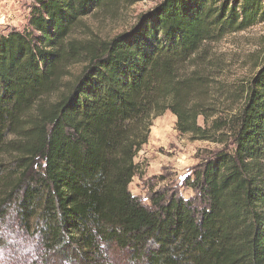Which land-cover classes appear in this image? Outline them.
I'll list each match as a JSON object with an SVG mask.
<instances>
[{
	"label": "trees",
	"instance_id": "16d2710c",
	"mask_svg": "<svg viewBox=\"0 0 264 264\" xmlns=\"http://www.w3.org/2000/svg\"><path fill=\"white\" fill-rule=\"evenodd\" d=\"M143 1L33 0L0 34V240L16 228L65 263L264 264V55L231 87L208 50L264 23V0H161L111 39L76 35ZM166 112L221 148L185 180L192 197L146 206L129 185Z\"/></svg>",
	"mask_w": 264,
	"mask_h": 264
},
{
	"label": "rangeland",
	"instance_id": "374dc122",
	"mask_svg": "<svg viewBox=\"0 0 264 264\" xmlns=\"http://www.w3.org/2000/svg\"><path fill=\"white\" fill-rule=\"evenodd\" d=\"M161 0H145L128 9L118 10L112 16L96 15L86 17L79 25L77 36L89 28L102 39H111L128 31L138 17L156 6ZM33 0H0V34L22 31L28 21ZM208 50L222 58L225 71L222 80L231 85H240L256 72L264 55V23L248 30L225 37ZM74 73L78 67L72 69ZM176 119L169 112L152 122L147 144L142 148L135 162L139 166V176L129 185L131 195L143 205H150L151 193L160 190L176 191L188 199L192 191L185 180L193 175L209 153L221 147L206 141H194L189 136L180 135L175 130ZM202 125V120L199 119ZM0 240V264H76L54 260L43 255L34 240L28 239L16 228H2ZM113 264H126L124 258L114 254Z\"/></svg>",
	"mask_w": 264,
	"mask_h": 264
}]
</instances>
